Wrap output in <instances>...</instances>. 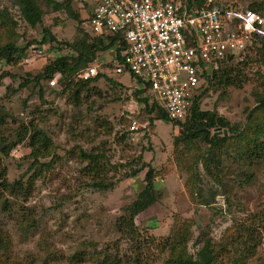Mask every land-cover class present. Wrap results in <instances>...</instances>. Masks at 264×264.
Returning <instances> with one entry per match:
<instances>
[{"label":"rangeland","instance_id":"1","mask_svg":"<svg viewBox=\"0 0 264 264\" xmlns=\"http://www.w3.org/2000/svg\"><path fill=\"white\" fill-rule=\"evenodd\" d=\"M36 2L43 19L31 29L13 0H0V13L8 19L0 25V47L30 44L26 56L16 64L0 67V142H15L16 133L29 123L50 141L46 156L32 157L26 140L2 158L7 181H19L21 186L0 193V237L5 241L0 264H170L168 259L177 254L149 243L183 239L184 234L186 255L194 256L210 240L218 252L216 264H232L236 255L233 241L239 229L251 225L259 228L261 241L252 244L246 264H264V163L247 169L222 159V182H214L201 161L206 147L175 148L177 127L164 121L150 125V117L135 96L142 86L128 72L114 74L110 51L99 54L96 62L116 83L100 80L96 86L101 95L88 94L76 109L69 97L49 93L43 81L44 104L32 79L42 71L47 44L39 49L44 52L41 57L25 62L27 55L38 49L44 29L57 42H71L81 27L88 33L89 16L77 0H70L72 16L65 7L55 11V4L63 3L60 0ZM234 2L248 10L252 3L264 0ZM75 14L80 22L85 20L83 25L74 19ZM248 48L227 63L234 70L236 85L210 89L200 108L224 118L252 139L254 126L264 124L261 110L251 114L264 96V53L259 45ZM257 140L264 141V136ZM82 154L103 156L105 181L114 187L105 191L89 187L91 179L86 175L90 167ZM142 163L155 171L158 199L134 220L147 239L146 244L141 241L138 245V238L131 240L117 232L116 222L143 190L147 169L136 177H125ZM5 201L7 209L2 211ZM254 216L258 217L255 221ZM220 243L230 247V252H219ZM135 255L139 263L130 261Z\"/></svg>","mask_w":264,"mask_h":264},{"label":"trees","instance_id":"2","mask_svg":"<svg viewBox=\"0 0 264 264\" xmlns=\"http://www.w3.org/2000/svg\"><path fill=\"white\" fill-rule=\"evenodd\" d=\"M60 1L63 3H56L55 11L65 7L66 13H69L72 16L73 13L70 0ZM13 2L18 8L21 18L27 26L33 29L42 24L43 12L39 8L36 0H13ZM195 3L201 5L200 0H195ZM79 6L82 9L87 10L88 16L90 17L91 13L88 10V4H84V6L79 4ZM248 10L263 16L262 12L264 11V3H252ZM73 17L76 21H79L80 25H83L85 20L80 22L78 15L76 14L73 15ZM89 17H87L86 20ZM0 19L1 26H3L8 20L2 13H0ZM90 37L91 36H89V34L81 27L80 30H78L77 36L71 42H57L47 29L43 30L42 41L38 43V49L43 48V45L47 44V47L45 48L46 60L41 73L32 80L38 85L39 100L44 104V94L47 89L51 94L69 97L73 107L78 109L84 97L88 94L90 95L94 92V94L101 95V92L96 86L97 82L100 80L115 82L101 71H99L95 78L88 81H81L75 78L76 73L80 70L94 64L97 61L98 55L101 53L107 51L113 52L114 59L120 61L121 53L126 47L125 42L119 36L108 37L105 39ZM29 45L23 48H19L13 43H7L1 46L0 67L4 64H16L20 58L26 55L29 50ZM257 45H259V51L264 53V36H253L248 49H253ZM262 63L264 65V61H262ZM227 65L228 64L226 63L218 72H215L210 76H205L202 79L196 90L195 96L191 100L188 115L181 121H170L163 108L157 102L150 99L147 87L135 91L138 104L143 107L145 113L150 117V125L155 121H164L179 129L177 136L174 138L173 144L175 148L181 146L185 147L186 150L191 151L192 149L197 150V148H201L202 146L206 147H204L205 155L201 158L202 165L206 175L211 177L213 181L217 183L222 182L221 174L224 172L222 159L236 161L237 163H241L240 165L242 167L246 166L247 169L254 164H260V162L264 163V141L257 140L260 136H264V124L254 126V138L251 139L243 132V130L239 131L237 128H234L224 118L218 117L213 112L202 111L200 108L203 99L209 93L210 89L215 87H218V89H224L236 85L233 79L234 70ZM55 74H60V79L58 85L51 88L48 86V81L51 80ZM130 77L136 83L140 84V82L135 80L131 75ZM43 81L46 82V89L40 84ZM58 88L59 90H56ZM257 103L258 107L253 110L251 113L252 115L260 110L264 113V96L260 97ZM21 130V132L16 133V137L18 138L15 142L7 145L0 142V193L7 189L12 191L21 186V182L19 181L13 184H10L7 181L6 170L2 167L1 163L2 158H6L14 147L26 140L29 142V146L32 149V157L34 158H38L41 155L46 156L49 148V139L43 132L35 129L31 123H29L28 126L22 125ZM221 150H223V152H221ZM82 156L84 160L88 162L90 167L87 170L88 173L86 175L91 179L89 185L90 188L97 191H105L114 187L111 182L105 181L104 166L101 162L103 159L102 155L82 154ZM145 169L147 170L144 175L145 185L143 190L138 194L137 198L123 210V215L120 216L116 222L117 232L121 236L123 235L131 240L138 238V245L142 242L146 244L147 241H144L147 239L141 236L142 234L135 226L134 220L139 214L156 203L158 199L154 184L155 171L149 164L142 163L140 168L130 170L125 174V177L133 178ZM249 178L250 176H247L246 182H249ZM7 203L8 202L5 201L2 204V211H6ZM257 218L258 217L254 216V221ZM240 231H242V233ZM186 238L187 237L184 234L183 239L180 237L172 241L167 238L166 243L155 242L153 240L149 244H154L155 248L157 247L158 249L165 251H167V248H170L172 255H175L176 253L177 255L172 259H168L170 264H216L218 252L210 240L204 241L201 248L196 251L194 256H188L185 254L186 252L184 250ZM260 238V230L256 226L251 225L239 229L235 240L232 238V240H234L233 247L234 250H236V255L234 256L235 259L232 261V264H246L248 255L251 254L250 249L252 244H254V242L260 243ZM181 245L183 246V249H179L182 247ZM222 245L223 244L219 246V252H230V247L227 248ZM4 246L5 241L0 237V251H3ZM168 252L170 253V251ZM130 261L139 263L138 255L133 256V259Z\"/></svg>","mask_w":264,"mask_h":264},{"label":"built area","instance_id":"3","mask_svg":"<svg viewBox=\"0 0 264 264\" xmlns=\"http://www.w3.org/2000/svg\"><path fill=\"white\" fill-rule=\"evenodd\" d=\"M78 0L88 4L87 32L95 38L119 36L125 42L121 60L112 62L115 75L128 72L148 89L170 121L188 115L202 79L243 54L255 35L264 36L263 16L235 0ZM32 49L27 55L41 57ZM26 56V55H25ZM26 57V58H27ZM25 62H30V60ZM101 64L76 73L93 79ZM60 74L48 81L53 88Z\"/></svg>","mask_w":264,"mask_h":264},{"label":"crops","instance_id":"4","mask_svg":"<svg viewBox=\"0 0 264 264\" xmlns=\"http://www.w3.org/2000/svg\"><path fill=\"white\" fill-rule=\"evenodd\" d=\"M98 60V59H97ZM114 61V60H113ZM101 67H102V64H101ZM101 67L99 69V71L103 72V70H101ZM113 70V69H112ZM122 75V74H121ZM116 76H120V75H116ZM133 80V79H132Z\"/></svg>","mask_w":264,"mask_h":264}]
</instances>
